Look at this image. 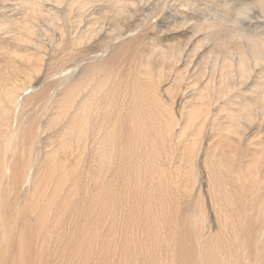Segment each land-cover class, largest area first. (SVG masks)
Masks as SVG:
<instances>
[{"label":"bare ground","instance_id":"1","mask_svg":"<svg viewBox=\"0 0 264 264\" xmlns=\"http://www.w3.org/2000/svg\"><path fill=\"white\" fill-rule=\"evenodd\" d=\"M50 263L264 264V0H0V264Z\"/></svg>","mask_w":264,"mask_h":264},{"label":"rangeland","instance_id":"2","mask_svg":"<svg viewBox=\"0 0 264 264\" xmlns=\"http://www.w3.org/2000/svg\"><path fill=\"white\" fill-rule=\"evenodd\" d=\"M75 203H76V202H75ZM58 212H59V211H58ZM63 216H65V215H63ZM63 216H61V219H62ZM50 264H51V263H50Z\"/></svg>","mask_w":264,"mask_h":264}]
</instances>
